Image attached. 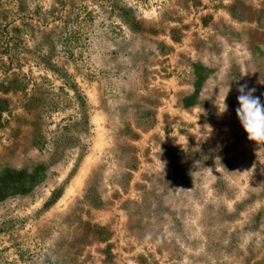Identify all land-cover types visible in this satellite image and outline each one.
<instances>
[{"label": "rangeland", "instance_id": "rangeland-1", "mask_svg": "<svg viewBox=\"0 0 264 264\" xmlns=\"http://www.w3.org/2000/svg\"><path fill=\"white\" fill-rule=\"evenodd\" d=\"M250 9L0 0V264H264Z\"/></svg>", "mask_w": 264, "mask_h": 264}, {"label": "clouds", "instance_id": "clouds-1", "mask_svg": "<svg viewBox=\"0 0 264 264\" xmlns=\"http://www.w3.org/2000/svg\"><path fill=\"white\" fill-rule=\"evenodd\" d=\"M237 91L240 93L237 97L239 107L235 111L248 140L264 144V103L254 95L255 89H249L246 84L240 85ZM226 110L227 105L223 102V109L219 112Z\"/></svg>", "mask_w": 264, "mask_h": 264}, {"label": "crops", "instance_id": "crops-1", "mask_svg": "<svg viewBox=\"0 0 264 264\" xmlns=\"http://www.w3.org/2000/svg\"><path fill=\"white\" fill-rule=\"evenodd\" d=\"M256 10L254 9H250L248 12H250L249 14V25L247 26L245 24H243L244 26H240V27H237V28H241L243 27L244 28V32L246 34V37L245 39H242V42H244V44L247 46H250L249 43L247 42H255L256 45L258 47H260L261 49L263 48V51H264V28H263V23H264V14H261V15H257V13L255 12ZM247 14L246 13V18H247ZM257 15V16H256ZM254 17V18H253ZM229 29L233 31H236V27L232 28L230 27ZM251 49V47H250ZM252 51V49H251ZM260 53V52H259ZM258 53V54H259ZM254 55V58L257 54H253ZM259 56V55H258ZM258 56L256 58H258ZM260 59V58H259ZM255 62H258L257 59L254 60V62H251L250 66H253V64H256ZM259 63V62H258ZM255 67L257 68V65H255Z\"/></svg>", "mask_w": 264, "mask_h": 264}]
</instances>
